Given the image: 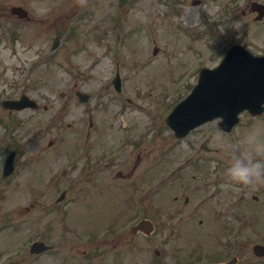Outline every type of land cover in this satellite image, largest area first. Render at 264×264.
I'll list each match as a JSON object with an SVG mask.
<instances>
[{"label":"rangeland","instance_id":"rangeland-1","mask_svg":"<svg viewBox=\"0 0 264 264\" xmlns=\"http://www.w3.org/2000/svg\"><path fill=\"white\" fill-rule=\"evenodd\" d=\"M129 1L0 0V97L25 92L41 104L38 110L17 115L0 111L2 258L15 254L23 238L33 237L43 225L51 232L61 230L64 211L70 212L66 223L71 226L64 232H96L107 224L97 227L99 222L122 211L118 199H124L128 176L133 175L142 178L137 184L143 190L135 201L124 203V211L114 225L139 207L148 214L160 213V221L169 227H182L180 237L171 235L168 254L174 250L182 253L195 244L191 231L198 233L200 229L195 220L198 213L190 210L192 204L181 205L174 218L168 216V210L179 204L174 202L177 190L186 188L192 175L199 172L188 169L175 182V188L170 181L162 183L154 198L149 192L153 180L150 173L159 174L165 167L180 163V167L189 165L181 157L186 150L183 146L175 148L162 120L195 82V67L217 64L225 47L233 42L234 32H226L220 18L227 19L230 27L249 28L248 34L238 32L235 39L254 53L264 46V28L258 27L254 15L244 8L247 0H237V4L233 0H199L197 4L194 0H135L127 4ZM15 5L25 8L28 18L13 13L11 7ZM225 10L230 11L222 14ZM177 19L188 24L178 26ZM14 32L18 41H11ZM55 36L60 42L52 51ZM116 65L122 78L120 94L111 84ZM76 90L88 92L89 100L80 102ZM128 96L132 103L126 101ZM89 119L93 120L90 128ZM209 144L220 151L230 148L225 139L216 136ZM11 150L16 151V171L3 179L1 166ZM165 151H170L168 156ZM117 171L123 172L119 179L113 178ZM96 172L99 181L91 185L90 193L83 191L69 203L56 201L63 189L75 192L86 181L92 184ZM88 200L93 203L91 211L87 209ZM120 234L110 235L101 246L105 252H111L113 245L121 247L128 261L136 252L129 247L135 236L129 231ZM85 248L78 244L75 250L82 252ZM140 254L146 262L151 247L144 243ZM248 257L244 254L241 262ZM179 258L175 256L171 262ZM30 259L27 251L11 264H27ZM49 261L44 255L33 264Z\"/></svg>","mask_w":264,"mask_h":264},{"label":"flooded vegetation","instance_id":"flooded-vegetation-1","mask_svg":"<svg viewBox=\"0 0 264 264\" xmlns=\"http://www.w3.org/2000/svg\"><path fill=\"white\" fill-rule=\"evenodd\" d=\"M244 116L247 117V120L240 119L239 123L234 126L232 134L230 133L233 141H240L241 135L254 126L247 125L245 126L246 129L242 130L239 128L242 122L249 124L259 121L258 118L262 114L252 116L245 112ZM257 158L264 159V156ZM204 168L199 167L198 169L202 171ZM222 170L220 173L221 182L215 185L190 182L191 187H182L181 190H177L174 202L177 201L179 204L170 208L179 213V208L183 204L189 206L193 202L197 205L198 222L201 225L200 233L203 236L209 234L216 238L217 243L214 248L219 254L221 251V255L239 249L237 241L233 242L234 239H249L248 248H251L252 251L256 245L264 246V179L250 185H244L230 180L226 175V168ZM193 177H196L195 174ZM175 187L174 185L173 188ZM218 261H223V259L220 257Z\"/></svg>","mask_w":264,"mask_h":264},{"label":"clouds","instance_id":"clouds-1","mask_svg":"<svg viewBox=\"0 0 264 264\" xmlns=\"http://www.w3.org/2000/svg\"><path fill=\"white\" fill-rule=\"evenodd\" d=\"M241 143L244 151L231 154L226 175L232 181L250 185L264 179V159L257 158L264 156V130L253 126L244 132Z\"/></svg>","mask_w":264,"mask_h":264}]
</instances>
